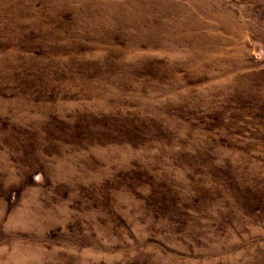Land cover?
Listing matches in <instances>:
<instances>
[{
  "label": "rangeland",
  "instance_id": "rangeland-1",
  "mask_svg": "<svg viewBox=\"0 0 264 264\" xmlns=\"http://www.w3.org/2000/svg\"><path fill=\"white\" fill-rule=\"evenodd\" d=\"M0 264H264V0H0Z\"/></svg>",
  "mask_w": 264,
  "mask_h": 264
}]
</instances>
